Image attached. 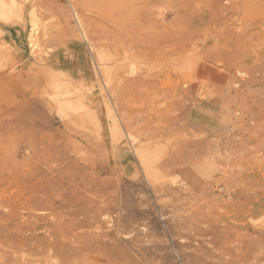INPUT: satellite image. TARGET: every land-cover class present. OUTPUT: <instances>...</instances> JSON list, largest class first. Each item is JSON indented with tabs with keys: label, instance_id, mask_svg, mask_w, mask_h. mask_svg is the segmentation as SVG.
<instances>
[{
	"label": "rangeland",
	"instance_id": "obj_1",
	"mask_svg": "<svg viewBox=\"0 0 264 264\" xmlns=\"http://www.w3.org/2000/svg\"><path fill=\"white\" fill-rule=\"evenodd\" d=\"M0 264H264V0H0Z\"/></svg>",
	"mask_w": 264,
	"mask_h": 264
},
{
	"label": "bare ground",
	"instance_id": "obj_2",
	"mask_svg": "<svg viewBox=\"0 0 264 264\" xmlns=\"http://www.w3.org/2000/svg\"><path fill=\"white\" fill-rule=\"evenodd\" d=\"M189 63H187V65H188ZM184 67V66H183ZM174 70V69H173Z\"/></svg>",
	"mask_w": 264,
	"mask_h": 264
}]
</instances>
